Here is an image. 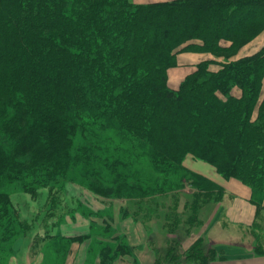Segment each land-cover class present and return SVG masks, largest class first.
Segmentation results:
<instances>
[{"label": "trees", "instance_id": "16d2710c", "mask_svg": "<svg viewBox=\"0 0 264 264\" xmlns=\"http://www.w3.org/2000/svg\"><path fill=\"white\" fill-rule=\"evenodd\" d=\"M263 31L264 0H0V216L15 215L27 231L16 193L28 195L26 207L41 197L48 214L87 190L103 212L84 215L88 231L58 237L91 245L92 264H122L138 247L124 223L152 230L157 199L171 193L169 242L154 253L167 264H210L220 251L201 235L176 254L177 230L189 235L204 224L202 209L213 217L230 195L226 183L236 180L256 207L250 232L254 253L264 255V44L235 55ZM189 50L216 58L198 61L172 88L168 70ZM124 140L146 151V171L110 153ZM186 157L206 162L213 175L184 167ZM178 168L192 185L184 223L176 213L181 191L164 182ZM12 229L3 252L19 237ZM26 231L20 252L44 237Z\"/></svg>", "mask_w": 264, "mask_h": 264}, {"label": "rangeland", "instance_id": "374dc122", "mask_svg": "<svg viewBox=\"0 0 264 264\" xmlns=\"http://www.w3.org/2000/svg\"><path fill=\"white\" fill-rule=\"evenodd\" d=\"M264 33V32H262ZM264 44V34L259 35L256 39H253L252 42H249L247 44H244L242 47H240L235 55L237 56H244L253 53L256 51L259 47H261ZM210 57H215L214 55L208 53V52H199L195 50H189L181 52L177 55L176 65L168 70V85L172 88H176L179 86L180 82L183 80L185 75L189 72H191L195 65L198 63V61L202 59H210ZM216 58V57H215ZM218 57L217 59H219ZM230 59H234V54L230 57ZM220 60V59H219ZM212 68H215V65H211ZM233 93L239 94V91L237 89H233ZM77 140V142H76ZM75 140L76 145H78L80 141V137H77ZM113 153L114 155H118L119 158L123 159L126 164H128L129 168L133 170V168L140 169L142 168L144 171H146L150 165L148 164L147 157H146V151H144L142 148H134L131 150L129 147L128 141L124 140L122 145V151H119L118 154L110 150V153ZM183 166L194 171V172H203L204 174L213 175L212 168L210 165H208L206 162H202L199 160H195L191 157H186L183 162ZM127 168V167H126ZM126 173V172H124ZM168 180H165V184L169 185L173 190L177 189L180 192L179 198H178V209L176 213H180V217L182 222L184 223L185 216L184 209H182L183 202L186 200L188 201L190 196V191L192 188L190 177H188L186 171L183 168H178L173 171H169L168 173ZM159 182L162 180V176L158 175ZM181 185V188L179 187ZM57 186L54 187V191L56 190ZM65 189V188H64ZM68 189V186L67 188ZM78 198H75V197ZM17 197L18 203L13 202L14 208L18 210L20 217L19 220L26 219L27 223L30 225V228L28 227L27 231L24 230L25 227L22 226L20 223L15 224L18 222V219H14L15 215L12 219H10L6 214L3 216H0V241L4 238V235L8 234L10 236H14L16 231L15 229L10 230L9 228L12 225H16L17 227V233L19 237L13 242L7 252H3L0 250V264H92L93 262V253L92 249H90L89 245L88 247L84 242H75V240L72 239H63L58 236H74L78 235L80 233H83L80 228L83 224L87 223V220L85 219L84 215L87 216V214L94 213L96 211L97 214L103 212L104 207L103 203L100 201L98 196H95L91 192L87 190H82L74 192V196L67 195L66 202H69V204L59 205L58 207H55L51 209L48 214L46 213V205L40 206V201L37 200L31 202L29 207H26V201L28 198V195L25 193H16L14 195V198ZM163 196L161 195L160 198L157 199V203L161 206L158 208V215L153 216L151 218V221L148 223V228L151 229V227L156 223L157 225L152 228V230L146 232L147 237H150V243L148 244L149 250L160 252V254H163L165 252V249L167 248L169 239H167V229L164 225V213H166L167 206L170 205L171 207L173 201H172V195H170L165 199H162ZM223 207H227L231 204V199L228 194L223 196ZM36 205V207L34 205ZM130 205L129 203L127 204ZM38 207V208H37ZM220 207V206H219ZM72 210H71V209ZM162 208V209H161ZM11 209V208H10ZM70 209V210H69ZM41 211V212H40ZM213 211V210H212ZM211 211V212H212ZM45 212V213H44ZM210 210L208 209H202L200 215H202V219L204 218V224L202 225H194L192 227L193 233H190L189 235L184 234L183 231H181V228L177 230L176 232L179 234V238L177 239L178 243H176V254L180 255L184 254V249L188 245V243L194 239L196 236L201 235L203 237L204 242L208 244L209 240L214 239L211 235L216 236L219 241L222 242H234L236 240L238 241H247L250 243L252 240H256V232H250V229H247L246 227L244 229L238 228L235 225H232L228 222L226 218H224V211L219 210L217 214H214L213 217ZM39 214H42L38 216ZM187 214V213H186ZM0 215H2V211H0ZM90 216V215H89ZM219 218V222L217 225L218 227H214L212 230L210 229L208 231L209 226L212 224V221ZM90 218H93L91 215ZM212 218V219H210ZM46 219V220H45ZM205 221H209L208 223ZM130 221L124 223V227L127 228V231L130 230L133 231L132 225H129ZM184 224H181V226ZM146 227V226H145ZM223 228V229H222ZM75 229V230H74ZM63 230V233H62ZM141 234L142 228L140 227ZM25 231L27 234L30 233H36L39 232L41 235L43 234L44 237H39L37 240H34L33 245L29 246L28 251L24 250L23 252H20V244L22 242V237L24 236ZM208 231V233H206ZM214 231V232H213ZM45 232H49L48 234ZM212 232L214 234H212ZM192 234V235H191ZM54 235V236H51ZM133 235H136L137 237H141V235L137 232ZM132 235V236H133ZM130 236L131 241H134V239ZM264 236V235H263ZM262 236V238H264ZM49 237V238H48ZM178 237V236H177ZM146 238V236H145ZM216 238V239H217ZM146 240H149V238ZM168 240V241H167ZM149 242V241H147ZM256 242V241H255ZM56 247H59L58 249L63 248V250L67 247L66 254H62L59 250L56 251ZM70 247V249H69ZM141 247H139L140 249ZM18 249L20 251H18ZM159 254V253H158ZM64 255V260H63ZM179 256V257H180ZM158 257V255L156 256ZM171 264H192L191 260L181 259L179 262L174 263V259L171 258ZM122 264H138L137 260L134 258H131L129 256L126 257L125 262L123 261ZM152 264H167V259L165 262H160L158 258L153 261Z\"/></svg>", "mask_w": 264, "mask_h": 264}, {"label": "crops", "instance_id": "0c3cea01", "mask_svg": "<svg viewBox=\"0 0 264 264\" xmlns=\"http://www.w3.org/2000/svg\"><path fill=\"white\" fill-rule=\"evenodd\" d=\"M261 34L264 33H260L259 35ZM226 187L228 193L230 192L229 196L231 199V204L228 205L227 207H223L221 205L220 207L217 208V210L214 209V214H217L219 210L224 211L225 213L224 218H226L230 224L235 225L238 228L241 227V229H244L245 227L247 229H250V226L252 225V222L255 217L256 207L250 200V191L248 187L242 185L240 182L236 180L228 181L226 183ZM219 220L220 219L216 217V219L212 221V224L209 226L208 231L210 229L215 230L213 228L219 226L217 225ZM86 222L87 223L83 224L80 228H78L83 230L82 231L83 233L88 231L89 229V221L87 220ZM208 231H206V233H208ZM133 232L134 233L138 232L141 235V237L140 236L137 237L136 235H133ZM213 232L212 234H214ZM142 233L143 235L141 234L140 227L136 226L134 227L133 231L130 230L129 232H127V239L129 244L138 246L135 249L136 260L138 264H152L153 261H155V259L157 258L156 257L157 255L154 253V251L152 250L150 251L149 248H147L150 242H147L148 240H146L145 238L146 232H143L142 230ZM130 236H132L134 241H131ZM211 236L214 239L209 240L208 245H212L218 251H220V256L214 258L210 262V264H264V255L254 253L255 240L250 241V243L248 242V240L247 241L236 240L234 242L225 243L219 241L216 236L213 235ZM139 247L141 248L139 249Z\"/></svg>", "mask_w": 264, "mask_h": 264}]
</instances>
